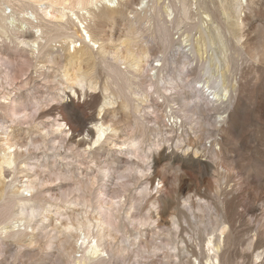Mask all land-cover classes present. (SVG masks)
I'll use <instances>...</instances> for the list:
<instances>
[{
  "label": "rangeland",
  "instance_id": "1",
  "mask_svg": "<svg viewBox=\"0 0 264 264\" xmlns=\"http://www.w3.org/2000/svg\"><path fill=\"white\" fill-rule=\"evenodd\" d=\"M144 1L99 27V43L110 54L96 46L89 58L75 37L49 43L53 56L36 57L0 39V143H16L22 155L3 177L17 188L39 177L33 194L41 190L52 206L31 223V243L8 240L0 264H70L60 248L67 239L60 220L69 216L88 217L93 234L104 235L105 264H206L208 239L221 244L219 264H264V0ZM6 2L0 0V27L8 16L10 29L27 31L23 12L14 20L15 2ZM133 58H141V71L129 68ZM162 63L170 84L148 93L149 71ZM14 107L20 109L11 117ZM101 123L111 128L105 142L94 144ZM66 192L69 203L59 197ZM122 193L111 240L96 221L106 219L108 203ZM79 195L84 206L71 202ZM69 240L80 258L82 239ZM119 247L126 248L120 256Z\"/></svg>",
  "mask_w": 264,
  "mask_h": 264
},
{
  "label": "bare ground",
  "instance_id": "2",
  "mask_svg": "<svg viewBox=\"0 0 264 264\" xmlns=\"http://www.w3.org/2000/svg\"><path fill=\"white\" fill-rule=\"evenodd\" d=\"M26 1H29V3H27ZM142 1H143V3L145 2L144 0H142ZM237 1L240 2V0H237ZM12 2H15L16 4L14 3V5L12 7L10 5V7L12 8V16L11 17L15 20V18H17V16H19V14H17V13L21 14L23 12V18L21 17L23 22L21 24L28 27V28H27V31H23L20 28L17 30H12L5 23L8 20V16H4L2 18L3 25L0 27V39L2 40V43L4 40H9V41L12 40V42L14 43V45L17 48H20V46L28 47L30 49V53L32 56L39 57L42 54H45V56L47 58L53 56V54H54L52 52V50L50 49V48H52V44H49V43H54L56 40L62 39V38L73 39L75 37H78L80 39L79 40L80 41L79 47L82 48L80 50L81 53H83V55H88L89 58H92L94 56L93 50H94V47H96V46H97V50H100L101 52L103 51V55H106L108 53L110 54V52H108L109 50L106 51V48L103 45L104 43L103 42L99 43L100 42L99 41L100 40L99 35L101 36V34H100L101 28H99V27H101L102 24H104V22L107 23V22L111 21L112 19H115L117 15L124 14V9L125 8L130 9L131 3L132 4L135 3L134 0L131 2L130 1L126 2L125 5L121 4L122 6L120 8H114L115 6L114 7L112 6V5H114L113 4L114 0H7L6 3L9 4ZM202 5H204V4H202ZM44 6H45V8H44ZM202 8H204V7H202ZM186 10H187V5H183L182 6V12L186 13ZM71 30H72V32H70ZM131 32L132 31H130V33ZM112 39H110L109 42H113ZM187 39L188 38H186V40ZM79 41L73 40L71 42V44H77ZM88 42L92 43V44L88 45ZM188 49H190V46ZM74 50H75V46H74ZM127 53L129 54V56H133V53L131 52L130 49H128ZM117 55L118 54H116V55L114 54L115 57ZM125 59H128V57L123 58L122 56L119 57V55L117 57V60H120V61H123V60L125 61ZM133 60H134V62H132L129 65V68L135 72L141 71V68H142L141 58H133ZM163 61H165V60H163ZM165 65H166V63H165ZM115 67H117V66H115ZM120 69H122V68L120 67ZM120 69H117V72H120L122 77H125V74L128 75L129 73L132 72V71L130 72L126 68L127 71H125L126 70L125 69L124 72H127V73L124 74L123 72H121ZM114 70H115V68H114ZM147 70H148V68H147ZM163 71H164V64L163 63L159 64L155 67L154 66L151 67V69L149 71V76L151 77V81L153 83L151 84L149 90L147 89L148 93H151L154 95L161 93L159 91H161V89H163V86L170 84V83H167L168 81H165V79L163 77H161ZM118 75L119 74H117V76ZM139 75H140V73H139ZM128 76H131V75H128ZM137 76H138V74L136 76H133V78H135ZM149 76H148V78H149ZM12 77L14 78V76H12ZM12 77L7 74V76L5 78H6V80H8V82L12 81L11 83H13L14 80H12L13 79ZM133 78L131 79V78L127 77V79H131V81L134 80ZM169 78H170V76H169ZM83 82H84V80H83ZM162 84H164V85H162ZM205 88L207 89V92H209L211 89L207 83L202 84V89H205ZM163 94H164V92H163ZM203 95L205 96L206 94L203 92ZM148 96H149V94H148ZM148 96H146V98ZM208 96L209 97L213 96L215 99L214 101H216V102L221 100V95L217 91H210V95H208ZM5 97H7V96H5ZM174 106H175V104H174ZM16 107H14L13 111L11 112V117L17 116V113H18L20 108L18 109ZM172 108L173 107L171 106L170 107L171 112L173 110ZM197 108H198V106H197ZM174 110H175V108H174ZM57 116H59V114H57ZM14 119L15 118H13V120ZM61 122H60V124L59 123L57 124L58 129H60V128H62V126H64V124H62ZM66 123L67 122H65V124ZM14 124H16V123H14ZM95 127L97 128V135H96L97 137H96L94 144H100L102 142V140H104L103 142H105L107 140L108 130L111 128V126L105 127L104 124L101 123L100 126H97V124H95ZM0 128H1V125H0ZM72 129L73 128H71L70 130H72ZM74 131L78 132V130H76V129H74ZM87 132H89V130ZM67 142H68V140H67ZM91 142H92V140H91ZM214 143L216 145H219L218 140H215ZM15 144H11V142H10V144H9V142L0 143V202L9 199L8 202L5 201L4 204L0 205V240L2 241V243H0V245H1L0 256L2 254H4L5 249L7 250V248L10 246V244H12L8 240L16 241L19 244L31 243L32 236H33V230H34L33 227L30 226L31 223L35 219H37L38 217L42 216L45 211L50 212V211H48L49 207H52L50 205V203L45 202L48 196L47 195L45 196L42 192L40 193L41 190L39 192H37L36 194H33V191L38 190V187L40 185H42V183H43L42 180L40 181L39 177L35 178V179H28L27 182H25L19 188H17L15 181H13V182L11 181L12 183L11 182L10 183L5 182V178L3 177L5 168H9V167L11 168L13 166L15 168L17 165V162H18L17 161L18 158H20V156H22L17 151V149H16L17 146H15ZM86 146H89V145H86ZM9 150L10 151L12 150V151L9 152ZM157 169H156V173H158ZM132 170H133V168H132V166H130L128 168L127 173H126V178L132 173ZM107 173H108V171H107ZM141 173H143V171H141ZM121 178H119V179H121ZM179 179H180V181H184L185 176L183 175ZM120 182L121 183H119V182L118 183L120 185H122L124 190L127 191L129 189V186L127 184H125L124 181H120ZM119 184H117V185H119ZM129 185H130V183H129ZM44 187H46V186H44ZM44 187H43V189H44ZM74 191H77V194H79L81 192V186H77ZM115 191L117 192L118 190H115ZM146 191H148V189ZM22 192L30 193V197L22 195ZM70 194H71V192H69V193L66 192V193H63L62 195H60L59 197L61 198L62 201H64V203H69L70 202L69 201ZM122 194H123L122 196L121 195L115 196L108 203V206L105 209L106 219L103 220L101 218L100 220L96 221L98 223L97 227L98 228L101 227V230L105 226H107V228L109 230H108V234L106 236L108 238H111V240H112L113 227L116 226L117 222L120 221V217H121L120 214H121V211L123 210L124 205H125V200L122 201V198H125V193H122ZM150 196H152V195H150ZM115 199H119V200L115 201ZM48 201L52 202L51 200H48ZM71 202L74 204L77 203L79 205L84 206L86 201L81 199L80 195H79L77 200L71 201ZM169 204H170V206L174 205V203L172 201H169ZM191 209H192V207H191ZM61 219L62 220H60V226L63 228V230H65V231H63V234H65L67 239L60 242V248L62 249V251L65 252V253L62 252V255L64 254L66 256L65 258H66L67 262H69L70 264H105L107 262V260H106L107 258H104V256L102 258V254L104 253V250L106 249V248L103 249V242L102 241L104 239V235L100 234V233L97 235L93 234V229L95 228L94 227L95 224L92 223V221L88 217L83 219V218H79V217H70L69 216V218H65V219L61 218ZM73 219H74V221H72ZM119 229H120V227H119ZM119 229L117 228V230H119ZM29 230H31V231L29 232ZM226 235H228V234H226ZM70 237L81 238L82 242L80 244L83 245L84 247L86 246L85 252H84V254L82 253L83 255H81L80 258L76 257L77 252L75 251V246L69 251L68 243L70 242V240H69ZM137 239L139 240V238H137ZM223 240H225V238ZM223 243H225V242H223ZM219 244L220 243H218V242L216 243V241L213 239H208L205 241V245L203 248H206L207 249L206 251H208V252L212 251V255L211 254H205V253L203 254L205 257L204 260H206V264H219L220 257H219L218 252H219L220 247H221L220 246L221 244L220 245ZM171 246H173V245H171ZM177 248L178 247H175L176 250H177ZM125 249H126L125 247H119V250L117 251L118 254L116 253V255L120 256V254H123L125 252ZM157 249H159V248H157ZM111 254H112V251H111ZM165 254H167V252ZM194 255H195V253H194ZM107 256L110 259V254H108ZM112 259H113V257H112ZM189 264H191V263H189ZM198 264H200L199 261H198Z\"/></svg>",
  "mask_w": 264,
  "mask_h": 264
}]
</instances>
